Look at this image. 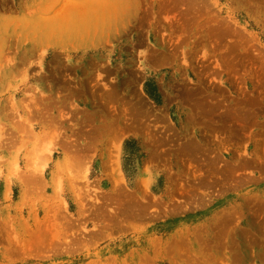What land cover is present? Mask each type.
Segmentation results:
<instances>
[{
    "label": "rangeland",
    "instance_id": "1",
    "mask_svg": "<svg viewBox=\"0 0 264 264\" xmlns=\"http://www.w3.org/2000/svg\"><path fill=\"white\" fill-rule=\"evenodd\" d=\"M0 264H264V0H0Z\"/></svg>",
    "mask_w": 264,
    "mask_h": 264
},
{
    "label": "bare ground",
    "instance_id": "2",
    "mask_svg": "<svg viewBox=\"0 0 264 264\" xmlns=\"http://www.w3.org/2000/svg\"><path fill=\"white\" fill-rule=\"evenodd\" d=\"M33 32H35V35H36L35 38H36V40L39 39L40 41H44L45 39H48V41H52V39H53V36H52L53 35V32H51V28H50V30L48 28H46V29L43 28V30L42 31L39 30V32L36 31V30H33ZM44 33L47 34L49 37L46 36ZM26 36H29V35L27 34Z\"/></svg>",
    "mask_w": 264,
    "mask_h": 264
},
{
    "label": "trees",
    "instance_id": "3",
    "mask_svg": "<svg viewBox=\"0 0 264 264\" xmlns=\"http://www.w3.org/2000/svg\"><path fill=\"white\" fill-rule=\"evenodd\" d=\"M148 95H150V93H148Z\"/></svg>",
    "mask_w": 264,
    "mask_h": 264
}]
</instances>
